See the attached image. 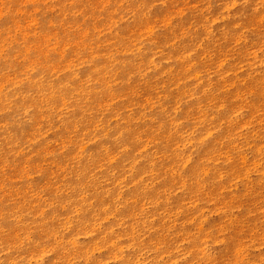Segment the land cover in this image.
<instances>
[{
    "label": "rangeland",
    "instance_id": "rangeland-1",
    "mask_svg": "<svg viewBox=\"0 0 264 264\" xmlns=\"http://www.w3.org/2000/svg\"><path fill=\"white\" fill-rule=\"evenodd\" d=\"M227 4L49 0L41 7L38 0H0V264H198L194 256L181 259L193 251L186 242L194 231L220 224L231 233L233 254L243 251L247 264H264V24L249 15L235 27L234 17L244 8L227 12ZM133 47L139 49L135 56ZM125 55L133 65H154L156 74L144 84L121 86L119 95L130 101L124 107L164 101L161 111L152 109L153 122L138 132L145 148L154 141L149 151L157 155L174 149L197 123L219 129L197 146L188 165L190 176L207 173L197 193L205 189L211 215L220 218L211 226L203 215L209 208L200 201L193 207L190 193L174 195L173 183L157 171L134 172V180L77 183L82 173L69 172L72 157L21 161L15 154L16 142L34 138L37 128L47 136L37 152L63 148V137L50 124L23 115L26 99L54 93L56 81L69 72L78 75L75 70L87 61L110 64ZM185 94L195 99L181 105L186 123L179 135L161 129L169 108L175 110ZM205 160L215 168H205ZM161 165L170 167L166 156ZM122 168L117 161L113 172Z\"/></svg>",
    "mask_w": 264,
    "mask_h": 264
},
{
    "label": "clouds",
    "instance_id": "clouds-1",
    "mask_svg": "<svg viewBox=\"0 0 264 264\" xmlns=\"http://www.w3.org/2000/svg\"><path fill=\"white\" fill-rule=\"evenodd\" d=\"M38 2L41 7H44L49 0H38ZM159 2L163 4L164 0ZM238 5L242 6L244 11L234 17L237 21L235 27L240 28L243 20L249 15L264 24V0H228L226 11L230 12ZM131 53L135 56L139 53V49L133 47ZM130 61L131 56L128 55L121 56L119 59L114 56L110 64H104L102 59L95 58L94 63L87 61V67L81 65L75 70L79 72L78 75L69 72L62 81H56L58 87L54 93L49 90L44 95L26 99L22 109L23 115L30 122L35 120L37 123L50 124L51 132L63 137V148L55 152H37L36 149L42 147L41 141L47 139L46 134L37 128L34 138H30L26 143L16 142L15 154L21 161L25 157L29 160L33 157L39 159L41 155L49 161H54L61 154L72 157L69 161L71 165L69 172L80 169L82 173L81 177L74 178V182L77 183L99 182L102 178L112 182L120 177L134 180L136 178L133 175L134 172L140 175L141 171L149 173L157 171L160 179L170 180L173 183L174 195L185 196L190 193L193 207L196 201H200L201 207L209 208V211L203 215L207 217V225L211 226L220 218L211 215L210 200L203 194L205 189L201 188L199 194L197 193L198 184L205 182L204 177L207 173L201 170L197 176H190L188 165L194 162L193 157H195L197 146L203 145L219 129L214 126L206 129L203 123H197L191 131L184 132L181 142L174 149L169 147L164 149L161 155H157L155 151H149L154 147V141L145 148L144 141L141 140L138 132L153 122L152 118L156 112L152 109L161 111L164 101L157 99L155 103L143 109L131 104L135 112L131 111V108L124 107L130 104V101L119 95L123 91L121 86L131 87L137 80L144 84L145 81H151L152 76L156 74L153 72L154 65L144 64L141 67L142 61H136L135 65ZM96 64L103 66L96 68ZM117 71L120 72L119 79H117ZM53 79L55 80V77ZM172 95L175 97L176 93L173 92ZM194 99L195 97L187 94L181 96L175 102V110L169 108L167 111V123L161 126V129L170 127L174 134L179 135L177 129H182L186 123L181 119L183 116L181 105L186 107L187 102ZM65 100L68 103L65 104ZM105 100L107 103L103 102ZM173 102L167 101L169 105ZM241 114L242 112L237 115ZM41 115L50 119L41 122L38 119ZM51 121L55 123L52 124ZM56 125H59V128ZM156 131L157 129H153V135ZM101 145L111 147L110 149L102 148ZM163 156H166L167 162H170V167L167 169L161 165ZM117 161L122 163L123 168L113 172V169L117 168ZM201 163L209 170L215 168L210 161L205 160ZM145 165L149 167H142ZM216 179L222 178L217 176ZM179 181L184 182L182 186ZM208 183H211V177ZM188 206L186 200L184 207ZM243 214V210L237 212V215ZM195 227L196 225L193 224L192 228L195 229ZM225 233H229V229L223 224L207 232L194 231L186 242V247L192 248L193 251L186 256H181V259L186 260L194 256L198 264H247V261L242 259L243 251L236 254L230 251L235 245L231 239V233L228 235Z\"/></svg>",
    "mask_w": 264,
    "mask_h": 264
}]
</instances>
